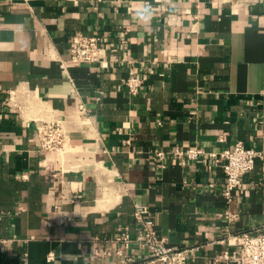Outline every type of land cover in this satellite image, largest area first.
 <instances>
[{
  "label": "crops",
  "instance_id": "obj_1",
  "mask_svg": "<svg viewBox=\"0 0 264 264\" xmlns=\"http://www.w3.org/2000/svg\"><path fill=\"white\" fill-rule=\"evenodd\" d=\"M79 33L104 39L106 67L68 61ZM57 119L70 145L43 152L36 124ZM238 141L264 148V0H0V264H163L136 244L91 257L138 233V204L167 245L197 247L187 264H212L264 233V159L228 202L218 162L170 153Z\"/></svg>",
  "mask_w": 264,
  "mask_h": 264
},
{
  "label": "built area",
  "instance_id": "obj_2",
  "mask_svg": "<svg viewBox=\"0 0 264 264\" xmlns=\"http://www.w3.org/2000/svg\"><path fill=\"white\" fill-rule=\"evenodd\" d=\"M105 46V41L100 35L73 34L68 41V61L82 64H100L102 67H106ZM123 83L126 92L130 96H136L139 93L142 78L130 69ZM78 108L83 110L84 105L79 104ZM36 135L40 150L43 152L61 154L70 145V137L65 125L58 119L38 122L36 124ZM170 155L182 163L203 156L218 162L224 175L223 196L229 202L232 199L233 191L242 185V176L254 168L257 160L264 159V148L256 149L238 141L231 148H225L218 152H207L202 147L192 146L175 148ZM154 156L159 162L158 165L163 166L165 152L156 149ZM62 171L63 168L60 165V172ZM56 175V171L51 173L52 178H55ZM72 201L78 202V196L73 195ZM132 216L137 221L138 233L135 235L127 231L118 233L112 240L110 239L111 242L117 245V249H94L91 257L119 253V249H127L131 244H136L144 249L152 262L187 264L188 261L196 257V246L172 247L167 245L164 237L157 235L152 213L147 206L135 205ZM222 217L228 221H233L235 214L226 210L222 213ZM230 237L233 240L231 249H224L213 255L211 258L212 264H264V233L241 232ZM118 246H121V248Z\"/></svg>",
  "mask_w": 264,
  "mask_h": 264
},
{
  "label": "clouds",
  "instance_id": "obj_3",
  "mask_svg": "<svg viewBox=\"0 0 264 264\" xmlns=\"http://www.w3.org/2000/svg\"><path fill=\"white\" fill-rule=\"evenodd\" d=\"M139 18L141 20L147 22L148 20H150L151 16H150V13L147 10H145V11H143V12L140 13Z\"/></svg>",
  "mask_w": 264,
  "mask_h": 264
}]
</instances>
